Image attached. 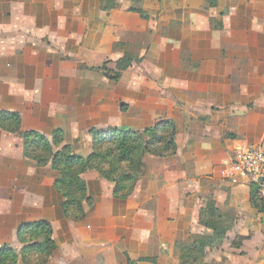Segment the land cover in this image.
Returning a JSON list of instances; mask_svg holds the SVG:
<instances>
[{"label":"crops","instance_id":"crops-1","mask_svg":"<svg viewBox=\"0 0 264 264\" xmlns=\"http://www.w3.org/2000/svg\"><path fill=\"white\" fill-rule=\"evenodd\" d=\"M127 54L137 60L113 82ZM0 114L21 119L0 127V248L20 253L19 231L47 221L46 264H180L183 247L213 236L201 224L211 203L231 218L205 262L264 264L253 189L221 176L238 145L264 147V0H0ZM163 120L177 126L176 155L148 157L126 200L88 170L80 221L65 216L51 165L24 154L28 131H62L55 150L85 158L92 129Z\"/></svg>","mask_w":264,"mask_h":264},{"label":"trees","instance_id":"trees-1","mask_svg":"<svg viewBox=\"0 0 264 264\" xmlns=\"http://www.w3.org/2000/svg\"><path fill=\"white\" fill-rule=\"evenodd\" d=\"M136 60L134 55H125L117 62V71H112L111 80L118 82L121 72ZM0 127L17 132L21 129V119L17 114H0ZM90 134L92 150L85 158L74 154L69 146L55 150L65 140L62 131H57L52 140L34 131L24 135L25 157L39 167L51 165L56 172L55 188L64 197V214L73 221L85 218L84 203L89 202V198L83 175L88 170H95L112 182L115 197L126 200L146 173L147 156L164 159L177 153V126L171 120L160 121L144 131L92 129ZM252 198L258 210L264 213V199H258L254 189ZM206 210L201 214V224L213 230V236L198 237L193 244L183 247L180 264H210L205 262L207 250L217 247L225 237L228 227L222 223L231 217L217 213L211 203ZM18 240L25 244L23 250L17 253L9 247L0 248V264H17L19 260L24 264H46L56 249L53 229L47 221L26 225L19 231Z\"/></svg>","mask_w":264,"mask_h":264},{"label":"built area","instance_id":"built-area-1","mask_svg":"<svg viewBox=\"0 0 264 264\" xmlns=\"http://www.w3.org/2000/svg\"><path fill=\"white\" fill-rule=\"evenodd\" d=\"M221 176L234 186L251 187L258 199H264V147L238 145Z\"/></svg>","mask_w":264,"mask_h":264},{"label":"rangeland","instance_id":"rangeland-1","mask_svg":"<svg viewBox=\"0 0 264 264\" xmlns=\"http://www.w3.org/2000/svg\"><path fill=\"white\" fill-rule=\"evenodd\" d=\"M58 148H59V147H58ZM56 151H58V150H56ZM148 157H150V156H147L146 159H147ZM145 162H146V160H145Z\"/></svg>","mask_w":264,"mask_h":264}]
</instances>
